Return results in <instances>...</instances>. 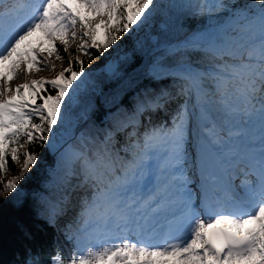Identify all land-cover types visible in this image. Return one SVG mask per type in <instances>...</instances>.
Returning a JSON list of instances; mask_svg holds the SVG:
<instances>
[{
  "label": "snow or ice",
  "instance_id": "snow-or-ice-1",
  "mask_svg": "<svg viewBox=\"0 0 264 264\" xmlns=\"http://www.w3.org/2000/svg\"><path fill=\"white\" fill-rule=\"evenodd\" d=\"M184 8L231 18L179 37L186 24L177 11ZM144 27L154 34L137 37L131 59L108 63L105 79L120 91L130 86V73L142 63L138 50L149 57L145 79L167 77L175 88L135 104L134 116L149 114L142 131L136 119L114 127L103 147L87 140L57 144L55 129L86 124L95 111L88 93L96 95L98 82L71 55L55 78L30 74L55 69L49 58L62 59L58 45L67 54L78 40V52L103 57ZM206 58L210 64L201 70L197 61ZM21 73L24 82L13 87ZM205 88L216 98L219 119L206 106L197 111L189 99L180 102ZM157 111L165 118L153 122ZM129 123L133 130L119 143L115 133ZM37 142L59 156V167L33 196L37 215L75 248L67 257L28 252L19 264H264V0L247 7L226 0H0V173L9 158L23 156L20 175L3 183L0 198L19 191L18 182L37 165L39 155L28 150ZM69 188L83 191L72 200ZM108 241L112 246H101Z\"/></svg>",
  "mask_w": 264,
  "mask_h": 264
},
{
  "label": "trees",
  "instance_id": "trees-1",
  "mask_svg": "<svg viewBox=\"0 0 264 264\" xmlns=\"http://www.w3.org/2000/svg\"><path fill=\"white\" fill-rule=\"evenodd\" d=\"M157 2L167 3L169 0H157ZM171 2L177 4H195L198 0H171ZM226 3L247 7L253 4L254 0H226ZM260 6L261 5H257V7ZM177 15L180 22L186 24V27L177 33L179 37L201 32L207 25L221 22L227 16L223 13L191 15L190 10L187 8L179 9ZM152 34H154L153 29L144 27L136 29L131 36H126L124 40L118 42V45L112 48L114 49L112 52L114 53L116 51L115 48L118 47L123 48L124 51L119 54L115 63L119 65L126 57L131 59L134 54L133 45L137 37L143 40L145 37ZM135 54L138 58H142V63L138 64L135 71L130 73L133 82L130 86L123 88V91H120L118 88L114 89L109 84V81L105 79L107 72L104 71L102 66H97L95 69L90 70V76L94 81L98 82L100 92L102 90L103 95L100 93L91 95L95 111L87 119L86 124L83 121L77 124L76 128H79H77L78 133L77 136L72 138V143L83 144L84 141L87 140L93 149L96 147H103L105 135L112 132L114 127L119 124L135 121L136 119L140 121L138 130L142 131L143 127L148 124L149 114L144 113L139 117L134 116L135 104L148 99V97L154 95L159 89L168 88L172 90L175 88V85L167 77H159L155 82L145 79L144 72L145 67L149 63V57L138 50ZM100 58L101 56L95 53V51L91 58L84 53H82L81 57L84 62V67L87 70H89V62L94 63ZM197 62L200 64L201 68L204 69L206 65L210 64V58ZM73 68L76 69L75 64ZM121 75H123V73H121ZM111 83L114 84L115 82L113 81ZM106 84H109V86L106 87ZM145 88H147V93L145 92ZM208 90L211 92L210 88H208ZM114 92H118L119 94L115 95V100L113 102L112 97ZM98 95L100 96V103L96 104V96ZM105 97L108 98L107 102H105ZM184 99L189 98L181 97L180 102ZM121 101H123V103H121ZM117 105L119 106L118 111L116 108ZM175 106L176 102L169 104V108H175ZM72 110L73 112L79 113L83 110V105L73 106ZM164 118L165 114L162 111L151 114V120L153 122H158ZM74 122L73 124L75 125L77 122ZM67 127V125L62 124L58 129L54 130V139L57 143H60L64 139L60 134H64ZM130 127H133L132 123H129V127L115 133L116 141L124 143L127 140L126 135ZM116 141L113 142L115 143ZM28 150L36 152L39 155L37 165L30 170L22 181L18 182L19 191L10 194L8 199L0 198V264H19L28 252L33 255L39 254L45 258L48 253L59 252L63 257H67V254L63 251L58 241V234L63 233V230L49 226L45 220L38 217L37 213L40 211V208L33 199L34 194L44 185L45 178L54 169L59 167L58 155L49 146H40L39 142L29 145ZM113 151H116V149H113ZM22 163V155L19 161L15 163L9 158L7 172L0 173V192L4 191L3 183L20 175ZM6 175H10L9 179H6ZM82 191V189L78 188H69L67 195L70 199L75 200L74 197L77 192L81 195ZM18 201H23L22 205L18 204Z\"/></svg>",
  "mask_w": 264,
  "mask_h": 264
},
{
  "label": "rangeland",
  "instance_id": "rangeland-1",
  "mask_svg": "<svg viewBox=\"0 0 264 264\" xmlns=\"http://www.w3.org/2000/svg\"><path fill=\"white\" fill-rule=\"evenodd\" d=\"M230 18L231 17L228 16L224 20V22L222 23V25H226L227 22H228V20ZM78 42H79L78 40L76 42H70V51L67 54L64 53L63 46L62 45H58V48L60 50L62 59L61 60H56L54 56L49 58L50 62L53 63V64H55V69L42 68L39 71H35V72L31 73L30 74L31 75V78H33V79H39L41 77L47 78V79L55 78L56 74L59 71H61L62 69H64L65 67L68 66V58H69V55H71L73 57H75V56H79L80 58L82 57V52H78L76 50V44ZM112 50H114V49H109L108 52H106L105 55L103 57H101L99 60H96V62H94V63L93 62L92 63L89 62V67H88L89 70L95 69L97 66H103V64H106L108 61L110 63L113 62V61L116 62L117 59H118V57H119V53H121V52L124 51V49L121 48V47L115 48L116 51L114 53L112 52ZM45 55H47V53H45ZM85 70L86 71H89L87 69H85ZM23 82H24V74L21 73L19 76H17L14 80L11 81V85L14 87L16 84H20V83H23ZM98 89H99L98 92L100 93V86H99V84H98ZM203 93H204V95L206 96V98L209 101H210V97H211V99L213 101L216 99L211 93H209L206 90V88L204 89V92ZM88 95L91 96L92 95L91 92H89ZM212 102H211V104H212ZM213 104L216 107V102L213 103ZM218 115H220V114L218 113ZM72 127H73V124H72L71 128L68 129V131H65L64 134H60V136L61 137L66 136L67 138H69L72 135V132H71ZM72 131H74V129H72ZM57 157L59 158V156H57ZM9 176L10 175H6V179H9ZM79 196H80V193L77 192V194H76V196L74 198L77 199ZM60 243H61L60 245L62 246V248L68 253V256L71 255V254H73L75 245H74V243L72 241L67 242V241H62L60 239ZM82 251L86 254L87 251H88V248L87 247H84L82 249Z\"/></svg>",
  "mask_w": 264,
  "mask_h": 264
}]
</instances>
